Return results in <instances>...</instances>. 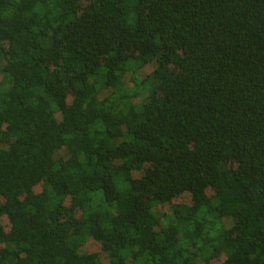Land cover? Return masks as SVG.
Segmentation results:
<instances>
[{"label": "trees", "instance_id": "16d2710c", "mask_svg": "<svg viewBox=\"0 0 264 264\" xmlns=\"http://www.w3.org/2000/svg\"><path fill=\"white\" fill-rule=\"evenodd\" d=\"M0 264H264V0H0Z\"/></svg>", "mask_w": 264, "mask_h": 264}, {"label": "rangeland", "instance_id": "374dc122", "mask_svg": "<svg viewBox=\"0 0 264 264\" xmlns=\"http://www.w3.org/2000/svg\"><path fill=\"white\" fill-rule=\"evenodd\" d=\"M142 76H144V74ZM174 203L189 204L190 203V196L189 195H185V196L177 199L176 201H174ZM162 211L166 212V213H169V209H168L167 206H164L162 208ZM99 250H100L99 244L96 243V242H93V241H88L87 245L85 246V252H87V253H99L100 252ZM100 257H101V259L104 260V262H106L105 257H103L102 255Z\"/></svg>", "mask_w": 264, "mask_h": 264}]
</instances>
